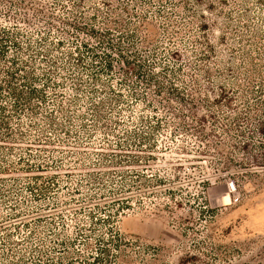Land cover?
I'll list each match as a JSON object with an SVG mask.
<instances>
[{
	"label": "rangeland",
	"instance_id": "1",
	"mask_svg": "<svg viewBox=\"0 0 264 264\" xmlns=\"http://www.w3.org/2000/svg\"><path fill=\"white\" fill-rule=\"evenodd\" d=\"M27 1L34 11L1 1L0 23H17L25 47L49 49L57 84L14 151L0 148V264H264V0ZM168 16L194 22L170 41ZM232 66L244 75L227 107L204 70L227 81ZM196 76L203 89L191 95ZM172 87L196 97L195 114Z\"/></svg>",
	"mask_w": 264,
	"mask_h": 264
},
{
	"label": "trees",
	"instance_id": "2",
	"mask_svg": "<svg viewBox=\"0 0 264 264\" xmlns=\"http://www.w3.org/2000/svg\"><path fill=\"white\" fill-rule=\"evenodd\" d=\"M5 1L6 6L9 7V9H15L18 7L17 10H20L21 8L24 9V12L26 10H35L34 3L32 1H27V0H18L14 2L13 0H1ZM0 1V2H1ZM81 4L78 5V3L75 4V6H81L83 7L88 0H81ZM164 1V0H162ZM223 1V0H222ZM224 2V1H223ZM57 4H59L61 7H63L65 4L63 1H56ZM172 3V6L177 5V1H170V4ZM122 10L128 12V8L123 6ZM37 12H40L42 15V19H45V22H49L52 27L54 26V23L49 20L51 17L50 14H46L44 11H42L41 8H37ZM111 15L115 13V9L111 7L110 9ZM131 13V16H137V13ZM84 13L79 12V16L84 18ZM4 16H8L10 18V15L4 14ZM170 21L172 22V28H177L173 29V31L176 33H172L171 38L172 40L170 41H175V38L179 37L177 34L179 33H186L188 31V27L192 26L191 23L194 21H188L187 23L179 22L177 20H172L170 17H167ZM222 18L226 21L224 23V27L226 28H232V18L230 15H225L222 14ZM23 19V17H22ZM108 23L109 24H114V26L121 28L124 27L126 24H129L127 21L122 22L120 20L114 19L113 17H107ZM146 24L150 27L147 28L149 31L153 33L156 32V26L151 23L150 21H146V19H142ZM23 22H27L26 18L23 19ZM68 26L76 30L77 32H85L86 33V27L85 25H80V24H75V22L67 21ZM169 24V23H168ZM21 28L17 25L11 26H5L0 23V148L3 147L4 144L6 145V150L14 151L12 143L15 142V140H20L25 138L24 133H23V128H24V121L25 119H30L31 121L33 120L34 117L37 116L39 109L41 108V105L43 102L47 100V85L49 82L52 84H57L55 81L54 77L58 74V63L56 59L50 55L49 49L46 47H42V49L39 47V49H35L32 44H28L27 47H25L22 43L21 40L19 39V35H21ZM60 32L62 29L57 28ZM110 32V29H108ZM167 33L168 31H171L169 28H167ZM63 32V31H62ZM68 32V30H67ZM73 32V31H72ZM71 32V34H73ZM176 36V37H173ZM150 39V38H149ZM43 39H40V44H43L41 41ZM144 40V39H143ZM146 41V39H145ZM55 45H62L63 39H58L54 41ZM84 46L86 45V42L82 43ZM114 44L109 41V48H113ZM207 47H209V51L218 58L220 54H218V50L213 46V44H210L207 41ZM78 48V47H77ZM90 48V47H89ZM233 49L232 47L229 48ZM43 50V51H42ZM177 52V51H176ZM231 52V51H230ZM233 52V51H232ZM199 53V52H198ZM196 54L200 59H202V56H206V52H202L200 50L199 54ZM32 54V55H31ZM109 56L112 57L109 53H107ZM120 56H123V54L120 52L118 53ZM178 54V53H177ZM233 54V53H232ZM236 54V53H234ZM41 55L39 57L38 61H46V67H41L39 63L36 60V56ZM243 55V61H244V52L241 53V56ZM231 64L236 59V55H231ZM125 62V60L123 61ZM127 64H129V60L126 61ZM188 66L194 68L195 70H201V66L199 62H193L189 61ZM113 65L111 61L108 64V68L112 69ZM232 73H233V79H227V81H224L226 79V74L223 70H218V76L214 77V74H211V72L207 69L204 71L208 73L207 75V83L206 85V90L209 93H213L215 87L214 85H217L218 88H220L219 93L221 96L226 95V99H228L226 106L227 107H232V100L230 99L229 96V90L227 89L228 87H233V91L237 88L240 87L239 83L235 80V77L240 76L241 74L244 75V71L242 72L241 70L237 69V66H232L230 67ZM225 69H229L228 67ZM44 77V81H42V78ZM211 78V79H210ZM146 83L149 84L150 82H157V86L159 87L158 92H160L165 86L161 85L160 81H157V79L152 76V77H146ZM226 82L225 84L223 81ZM221 83H218L220 82ZM191 92L189 94L193 95V93H200L203 89V84L201 83L200 79L198 76L193 78L192 83H191ZM213 86V87H211ZM173 90L176 92H172L176 96V99L180 104H185L188 103L192 109L193 114H195L196 109L198 108L197 106V99L196 97H193L190 100H187L184 98V96L180 95V91L177 90L175 87H172ZM244 90V88H243ZM242 90V92H243ZM209 93H205L208 95ZM57 95V94H56ZM158 95H161V93H158ZM235 118L238 120H244V114H239L238 112L235 113ZM34 122V121H33ZM33 125V124H31ZM264 129V128H263ZM1 153V152H0ZM22 159V157L20 158ZM0 160H3V155L0 154ZM26 163V162H25ZM30 164V163H26ZM10 166H13L11 164L8 165V168ZM37 168H40L37 166ZM0 170H9L6 169V166L0 167ZM2 172V171H1ZM129 207L130 205H126ZM124 207H122L121 210H123ZM121 210H118L121 212ZM118 215V213H117ZM116 215V216H117ZM115 216V217H116Z\"/></svg>",
	"mask_w": 264,
	"mask_h": 264
}]
</instances>
